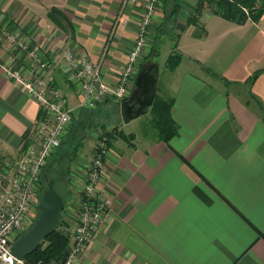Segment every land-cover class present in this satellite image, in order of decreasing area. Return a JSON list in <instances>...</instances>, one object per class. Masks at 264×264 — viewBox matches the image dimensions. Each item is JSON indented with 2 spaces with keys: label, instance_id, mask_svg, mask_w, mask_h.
<instances>
[{
  "label": "crops",
  "instance_id": "obj_1",
  "mask_svg": "<svg viewBox=\"0 0 264 264\" xmlns=\"http://www.w3.org/2000/svg\"><path fill=\"white\" fill-rule=\"evenodd\" d=\"M149 1L0 0V34L10 30L38 48L73 116L80 89L63 51L85 55L116 87ZM199 1L181 0L175 21L164 18L172 0L156 4L133 79L143 61L158 64L157 86L173 98L177 134L168 143L141 132L127 133L131 144L110 138L99 184L110 210L76 264H264V12L237 23L209 5L196 13ZM159 34L181 55L173 71L159 54L151 57ZM4 66L25 74L34 63L0 46V172L7 177L41 113ZM96 137L72 164L70 192L84 183Z\"/></svg>",
  "mask_w": 264,
  "mask_h": 264
},
{
  "label": "built area",
  "instance_id": "obj_2",
  "mask_svg": "<svg viewBox=\"0 0 264 264\" xmlns=\"http://www.w3.org/2000/svg\"><path fill=\"white\" fill-rule=\"evenodd\" d=\"M158 0L146 4L137 38L130 50L116 87L111 88L100 76L99 65L85 55L64 50L61 60L65 68L79 84V107L94 109L103 99L113 97L122 101L129 95L133 74L143 50L145 36ZM6 44L24 52L34 66L27 73L4 66L5 74L19 83L40 106V117L28 139L14 173L5 177L0 172V264H27L11 254L14 237L25 230V223L31 214H36L41 198L40 176L48 158L60 146L67 127L71 122L72 110L63 105L64 96L59 89L51 86L46 73L50 63L39 54L37 47H30L10 30L0 34V46ZM133 80V81H132ZM132 81V82H131ZM109 139L100 133L95 140L92 158L86 170L84 183L73 188L71 200L76 203L72 243L63 262L76 264L96 236L111 206L110 199L99 191L105 159L108 154ZM35 264H43L37 261Z\"/></svg>",
  "mask_w": 264,
  "mask_h": 264
},
{
  "label": "trees",
  "instance_id": "obj_3",
  "mask_svg": "<svg viewBox=\"0 0 264 264\" xmlns=\"http://www.w3.org/2000/svg\"><path fill=\"white\" fill-rule=\"evenodd\" d=\"M206 1H208L207 4L210 6V9L214 14L220 15L222 18L226 20L237 23H244L248 19L257 21L264 12V3H260V0H206ZM203 4H204L203 0H200L197 3L196 13L203 8ZM171 6L172 9L169 12L168 11L164 12V18L167 20L175 21L176 15L179 13V10L181 8V0H172ZM158 53H159V49L157 47L153 48L151 57L156 58L158 56ZM180 61H181V55L173 48V51H171L168 59L165 62V68H167L169 71H173L179 65ZM205 70L208 71L207 68H205ZM208 73L212 76H217L214 72L208 71ZM257 74L258 73H256L251 80H253L257 76ZM159 92H160L159 86H157V92L153 104L147 111V114L149 116L148 120L146 121V123L142 125L140 132L144 136H151L155 140L168 143L170 139L177 134L178 126L171 116L173 98L165 94L161 95ZM80 109H86V108H80ZM87 110H92V109H87ZM100 126L102 130H104L103 134L107 136L109 140L110 138L118 137L131 144L130 140L134 138V134L132 133L127 135L124 134L122 131H116L115 128H112V130L107 131L104 124ZM79 127L80 125L78 124L75 126V129L77 130ZM89 128L96 129L98 128V126L91 124ZM71 138H74L73 135L71 136ZM81 139H83V137ZM70 140L63 142V138H62L60 146L48 158L47 163L43 168L40 176V180H39L40 190L42 188L43 175L49 173L52 170L53 166H55V163L59 164L60 161L65 160L64 158L66 155L69 156L70 154H72L73 156L72 160L73 158H75L76 150L79 148L77 147V149L72 150V152L69 154L68 148L70 147ZM109 142L110 141H108V145ZM78 145L79 143L76 146ZM62 149H63V153H61ZM55 156L57 157L52 158L53 160L51 164L49 160L51 159V157H55ZM70 160L68 161L67 172H69V164L72 161ZM40 194L42 196L43 194L42 190L40 191ZM61 197L63 199V202L65 203L64 197L63 196ZM62 219L63 217L61 214L60 223L57 226V228L53 231V233L47 236L38 245L37 249L31 255H29L26 258L27 264H35L38 260L48 263L53 261L55 263H61L64 261L71 246L70 245L71 223L63 224ZM59 228L61 229L59 230Z\"/></svg>",
  "mask_w": 264,
  "mask_h": 264
},
{
  "label": "rangeland",
  "instance_id": "obj_4",
  "mask_svg": "<svg viewBox=\"0 0 264 264\" xmlns=\"http://www.w3.org/2000/svg\"><path fill=\"white\" fill-rule=\"evenodd\" d=\"M207 2L208 1L203 0L204 8L206 10H209L208 9L209 6H208ZM260 3H264V0H260ZM245 12H246V10H245ZM158 37L160 38V42H159L160 48H159V53H158L159 54V60L158 61L160 63L164 64L166 62V60L168 59L170 53H171V51L169 50L170 49V43H169V39L167 38V36H164V34H159ZM159 93L161 94V92H159ZM120 102L121 101H117L115 98L111 97L109 101H105L103 103L101 101L92 110L79 109V111L72 116L71 122H70L69 126L67 127L65 134L63 136V142L69 141L71 139L70 140V147L68 148L69 154L72 152V150L77 149V147H78L79 149L76 150V154H75L77 156L78 152L81 150L82 147L89 145L90 142L94 140L93 137L94 138L96 136L98 137L100 133H103L104 130H102V128L100 126L103 124L105 125V127H107L106 130H112V128L114 127L116 129V131H122L120 129L123 128L122 132L124 134L130 133V132H139L140 133L142 125L144 123H146V121L148 120V117H149L148 114L146 113L145 115H143V116H141L135 120H132L128 124H124L122 122L121 115H120V109H119ZM100 105H102V106H100ZM78 124L80 125V127L76 130L75 126ZM91 124L98 126V128H96V129L91 128L90 129L89 127ZM114 125H116V126H114ZM72 135L74 138H71ZM82 137H83V139H81ZM97 137L95 140H97ZM78 143H79V145L76 146ZM94 146H95V143L93 144V147ZM61 153H63V149H62ZM76 156L72 160V157H73L72 154H70L69 156L66 155L64 158L65 160L60 161L59 164L55 163V166H53L52 170L49 173L43 175V177H42V188H41V190L43 192L47 188L48 181L50 179H53L55 190L57 191V193L59 195L63 196L65 199L64 209L61 211V214L63 217V219H62L63 224H68V223L73 222V225H74V223H75V218H73V216H71V211L75 210V208H74L75 205L72 203V201H70L71 192L69 191V189H70L69 188L70 187V174L69 173L72 169V164L76 162L75 161ZM56 157L57 156L51 157L49 162L51 163L53 160L52 158H56ZM91 158H92V155H91L90 159ZM69 160L71 162L69 164V172H67ZM38 211L36 212V214H34V213L31 214L30 219H28V221L25 223V230L23 233H25L32 226V224L34 223V221L38 215ZM73 225L71 227V232H70V245L72 243ZM60 229L61 228H59V230ZM17 237H14V240ZM38 261H41V260H38ZM41 262L43 264H57L54 261L49 262V263L44 262V261H41Z\"/></svg>",
  "mask_w": 264,
  "mask_h": 264
},
{
  "label": "water",
  "instance_id": "obj_5",
  "mask_svg": "<svg viewBox=\"0 0 264 264\" xmlns=\"http://www.w3.org/2000/svg\"><path fill=\"white\" fill-rule=\"evenodd\" d=\"M158 70V64L151 58L141 63L130 95L120 102V115L124 124L145 115L153 104L157 92ZM63 209V199L54 188V180L50 179L40 198L34 223L13 241L11 254L19 260H25L31 255L57 228Z\"/></svg>",
  "mask_w": 264,
  "mask_h": 264
},
{
  "label": "bare ground",
  "instance_id": "obj_6",
  "mask_svg": "<svg viewBox=\"0 0 264 264\" xmlns=\"http://www.w3.org/2000/svg\"><path fill=\"white\" fill-rule=\"evenodd\" d=\"M102 131V130H101ZM104 132V131H103ZM106 134H107V131H106Z\"/></svg>",
  "mask_w": 264,
  "mask_h": 264
},
{
  "label": "flooded vegetation",
  "instance_id": "obj_7",
  "mask_svg": "<svg viewBox=\"0 0 264 264\" xmlns=\"http://www.w3.org/2000/svg\"><path fill=\"white\" fill-rule=\"evenodd\" d=\"M130 92H131V91H130ZM129 95H130V93H129ZM129 95H128V96H129Z\"/></svg>",
  "mask_w": 264,
  "mask_h": 264
}]
</instances>
